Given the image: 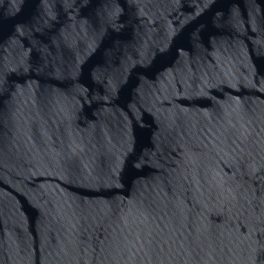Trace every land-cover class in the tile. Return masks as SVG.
<instances>
[{"label": "water", "instance_id": "obj_1", "mask_svg": "<svg viewBox=\"0 0 264 264\" xmlns=\"http://www.w3.org/2000/svg\"><path fill=\"white\" fill-rule=\"evenodd\" d=\"M0 264H264V0H0Z\"/></svg>", "mask_w": 264, "mask_h": 264}]
</instances>
